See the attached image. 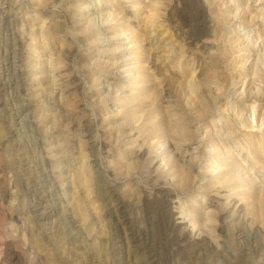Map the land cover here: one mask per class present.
Segmentation results:
<instances>
[{
  "label": "rangeland",
  "instance_id": "374dc122",
  "mask_svg": "<svg viewBox=\"0 0 264 264\" xmlns=\"http://www.w3.org/2000/svg\"><path fill=\"white\" fill-rule=\"evenodd\" d=\"M0 264H264V0H0Z\"/></svg>",
  "mask_w": 264,
  "mask_h": 264
}]
</instances>
